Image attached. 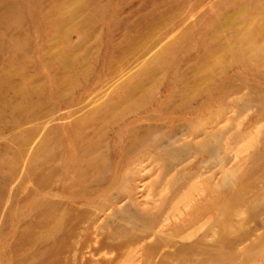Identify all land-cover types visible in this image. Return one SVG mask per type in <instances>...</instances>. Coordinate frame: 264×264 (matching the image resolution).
<instances>
[{"label": "rangeland", "instance_id": "obj_1", "mask_svg": "<svg viewBox=\"0 0 264 264\" xmlns=\"http://www.w3.org/2000/svg\"><path fill=\"white\" fill-rule=\"evenodd\" d=\"M0 264H264V0H0Z\"/></svg>", "mask_w": 264, "mask_h": 264}, {"label": "bare ground", "instance_id": "obj_2", "mask_svg": "<svg viewBox=\"0 0 264 264\" xmlns=\"http://www.w3.org/2000/svg\"><path fill=\"white\" fill-rule=\"evenodd\" d=\"M218 192V191H217ZM222 216L225 215L224 209H222ZM227 216V214H226ZM213 231V230H212ZM156 252V251H155ZM219 253V250L215 246H209V247H204L201 245V243H197L193 246H188V247H183L180 248L176 255L180 257H185V256H192V255H200L208 258L216 257V255Z\"/></svg>", "mask_w": 264, "mask_h": 264}]
</instances>
